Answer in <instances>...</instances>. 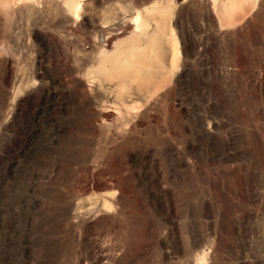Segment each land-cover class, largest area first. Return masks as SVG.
Masks as SVG:
<instances>
[{"label": "rangeland", "instance_id": "obj_1", "mask_svg": "<svg viewBox=\"0 0 264 264\" xmlns=\"http://www.w3.org/2000/svg\"><path fill=\"white\" fill-rule=\"evenodd\" d=\"M0 264H264V0H0Z\"/></svg>", "mask_w": 264, "mask_h": 264}, {"label": "bare ground", "instance_id": "obj_2", "mask_svg": "<svg viewBox=\"0 0 264 264\" xmlns=\"http://www.w3.org/2000/svg\"><path fill=\"white\" fill-rule=\"evenodd\" d=\"M2 2H8V0H2Z\"/></svg>", "mask_w": 264, "mask_h": 264}]
</instances>
